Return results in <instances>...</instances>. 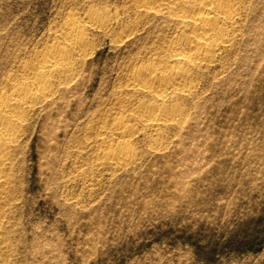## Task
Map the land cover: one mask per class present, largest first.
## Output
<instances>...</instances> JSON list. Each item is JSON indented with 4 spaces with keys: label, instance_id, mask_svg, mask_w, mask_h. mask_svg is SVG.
Segmentation results:
<instances>
[{
    "label": "rangeland",
    "instance_id": "rangeland-1",
    "mask_svg": "<svg viewBox=\"0 0 264 264\" xmlns=\"http://www.w3.org/2000/svg\"><path fill=\"white\" fill-rule=\"evenodd\" d=\"M241 1L231 47L182 65L193 92L159 105L132 78L178 65L166 50L183 26L167 14L140 0H0V97L55 45L73 67L26 110L0 164L4 264H264V0ZM91 12L102 27L82 25L80 54L59 30ZM156 105L181 117H133ZM117 145L129 165L105 160Z\"/></svg>",
    "mask_w": 264,
    "mask_h": 264
},
{
    "label": "bare ground",
    "instance_id": "bare-ground-1",
    "mask_svg": "<svg viewBox=\"0 0 264 264\" xmlns=\"http://www.w3.org/2000/svg\"><path fill=\"white\" fill-rule=\"evenodd\" d=\"M140 2L143 10L152 12L153 15L165 13L175 20L178 26L182 25L183 30L174 36L166 50V56L178 65L160 72L153 70L154 68H140L134 79L132 78L134 81L131 84L136 89L152 91L159 105L163 104L168 94L174 96L179 93L191 94L193 92L191 78L182 65L201 68L220 59L222 51L231 47L237 36L242 11L245 8L243 2L241 0H140ZM100 18L96 12H91L80 21L66 20L61 25L59 35L68 46L81 54L87 45L82 25L100 27L102 21ZM67 49L68 47L61 45L53 46L42 59L35 62L33 68L24 72L26 74L24 82L11 84L10 94L0 97V164L10 146L17 142V134L24 122L26 110L42 96L50 93L53 89L52 84L57 81L55 78H68L67 75L72 73L73 67L68 60ZM36 69L40 72L35 74ZM133 117L142 124L147 123L150 128H159L177 122L181 116L173 107L165 105L161 109L156 105L139 109ZM122 121L117 122L116 131L123 129ZM124 146H108L102 153L105 160L110 165H129L133 160L132 149ZM1 223L0 214V229ZM0 264L4 263L0 260Z\"/></svg>",
    "mask_w": 264,
    "mask_h": 264
}]
</instances>
